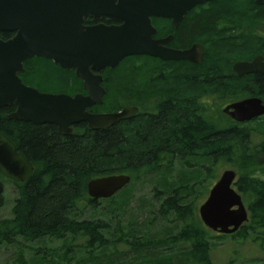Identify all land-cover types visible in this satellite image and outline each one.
<instances>
[{"label": "trees", "instance_id": "trees-1", "mask_svg": "<svg viewBox=\"0 0 264 264\" xmlns=\"http://www.w3.org/2000/svg\"><path fill=\"white\" fill-rule=\"evenodd\" d=\"M199 12L183 21L173 43L178 48L204 44L202 65L144 59L136 66L124 60L102 72L103 104L89 109L116 113L136 105L131 98L145 96L156 101L158 115L106 131L83 123L76 136L63 137L52 125L9 120L6 113L15 106L0 110V133L36 168L23 183L9 181L17 195L10 217L0 219V247L23 252L25 246L33 264H216L217 244L225 242L234 246L227 264L245 244L257 255L247 262L264 264V180L256 176L264 171V128L213 111L252 97L264 102V75L239 78L230 71L236 62L264 56V18H256L264 7L235 0ZM237 12L245 28L240 38L225 19ZM162 28L171 30L169 24ZM14 35L0 33V38ZM24 67V84L41 92H84L74 72L49 60L32 59ZM144 106L141 111H147ZM227 168L238 174L235 189L249 213L232 235L209 231L198 215ZM117 175L130 176L131 183L114 197L88 195L89 182ZM6 180L0 172V181ZM146 182L153 186L150 201L135 195V186ZM134 200L150 213L145 223L131 214Z\"/></svg>", "mask_w": 264, "mask_h": 264}, {"label": "water", "instance_id": "water-1", "mask_svg": "<svg viewBox=\"0 0 264 264\" xmlns=\"http://www.w3.org/2000/svg\"><path fill=\"white\" fill-rule=\"evenodd\" d=\"M210 1L213 0H0V33L15 34L7 41L0 38V110L15 106L10 120L54 125L63 136H73L74 126L83 123L90 130L106 131L128 120L137 108L117 113L89 112L102 105L106 95L102 72L117 68L130 56L202 64V45L178 51L164 46L170 37L154 40L156 30L151 18L172 19L177 26L186 13ZM257 4L264 5V0H257ZM102 16L123 24L84 25L85 18ZM39 58L74 72L86 94L44 93L24 84L20 77L25 73L24 63ZM233 73L240 77L264 74V58L236 63ZM223 113L235 122L249 123L264 116V105L260 99L250 98L227 106ZM0 172L15 183L25 182L34 173L33 164L3 133ZM237 178L236 171H223L199 206V219L209 231L232 235L248 222L247 207L235 189ZM130 183L128 175L95 179L88 184V195L95 200L110 199ZM3 194L4 185L0 182V206Z\"/></svg>", "mask_w": 264, "mask_h": 264}, {"label": "flooded vegetation", "instance_id": "flooded-vegetation-1", "mask_svg": "<svg viewBox=\"0 0 264 264\" xmlns=\"http://www.w3.org/2000/svg\"><path fill=\"white\" fill-rule=\"evenodd\" d=\"M227 1H235V0H213V1H210V2H206V3H203V4H200L196 7H194L192 10H190L188 13H186L184 15V18L178 23V25L176 26L173 22L172 19H168V18H154L152 17L151 18V24L153 26V28L156 30V33L153 35V39L154 40H164V39H167L168 37H170L171 39L169 40V42H167L166 44H164V46L166 48H169V49H173V50H178V51H185V50H189L192 46L196 45V44H200L204 47L205 49V54H204V62H205V57H206V47L204 46V44L202 43H198V42H194L192 43L191 45L189 46H186V47H183V48H178L174 45L173 41L174 39L176 38V31L180 28V26L182 25L183 21L185 19H187L190 15H194V14H200L199 10H208V6L214 4L215 2H227ZM240 1V0H238ZM251 2H253L256 6H259V7H264V5H261V4H257V0H250ZM256 18H264V15L260 16V14L258 15V17L256 16ZM226 20H231L229 22V28L231 30V32L233 34H235V36H238L240 38V31H243L245 30L244 28V23H243V20L240 18V12H237L236 14H227L226 17H225ZM100 24H103V25H106V26H121L123 24V22L115 19V18H112V17H107V16H102L101 18H92V17H88V18H85V21H84V25L86 26H96V25H100ZM163 24H169L171 26V30L168 31V32H165L164 29L162 28V25ZM261 56V55H260ZM258 57V56H257ZM262 57L264 58V56L262 55ZM256 58V57H255ZM255 58H253L252 60H249L250 61H253ZM144 59H150V60H156V61H160V62H173V63H190V64H195V63H192L190 61H164V60H161L159 58H155V57H151V56H130L128 58H126L125 60H127L128 62H134L136 64V66L138 65V63L140 62L139 60H144ZM52 62V61H51ZM203 62V63H204ZM53 63V62H52ZM202 63V64H203ZM236 63H240L239 62H236ZM234 63L232 66H231V72L233 73V66L236 64ZM54 64V63H53ZM200 64V65H202ZM55 65V64H54ZM195 65H198V64H195ZM234 75V73H233ZM255 75V74H254ZM257 75H264V74H257ZM236 76V75H235ZM240 78V76H237ZM81 82V81H80ZM82 83V82H81ZM103 85V84H102ZM82 87H83V84H82ZM104 87V86H103ZM105 89V88H104ZM84 91V90H83ZM44 93H49V92H44ZM52 94H60V93H52ZM77 94H80V93H77ZM82 94H86L85 92H82ZM76 95V94H75ZM145 97V96H144ZM144 97H140L138 96L137 98H131L132 102H136V105H134V103L132 105H130L129 107L127 108H137L138 111L132 115L128 120H126L127 122H131V121H134L136 119H139L141 117H146V116H154V115H158V111H154V102H156L155 100H151L152 98H144ZM252 98H258V97H252ZM250 99V98H249ZM260 99V98H258ZM246 100V99H244ZM261 100V99H260ZM242 101V100H241ZM262 101V100H261ZM237 102H240L237 101ZM237 102H234V103H237ZM234 103H230V104H227V105H224L222 108H220L219 110H213V111H224V109L231 105V104H234ZM139 105L141 106H144V105H148L147 107V111H141ZM262 105H264V102L262 101ZM145 107V106H144ZM146 108V107H145ZM15 111H10L8 113H6V117L8 118L12 113H14ZM90 113H93V114H103V113H109V112H99V113H94L92 111H89ZM120 112V111H119ZM117 113V112H116ZM0 115H1V112H0ZM226 115V114H225ZM227 116V115H226ZM229 117V116H227ZM1 118V117H0ZM230 118V117H229ZM262 118V117H260ZM260 118H257L256 120H254L253 122L257 121L258 119ZM9 119V118H8ZM10 120V119H9ZM234 121V120H233ZM242 124H245V123H242ZM45 125H50V124H45ZM35 126H43V125H35ZM54 126V125H52ZM78 126V125H76ZM76 126H74V128L76 129ZM56 127V126H55ZM57 129V132L59 133L58 131V128L56 127ZM77 134V130H76V133L73 135V136H69V137H74L76 136ZM59 135H61L59 133ZM63 136V135H61ZM63 137H67V136H63ZM17 147V146H16ZM18 150V148H17ZM19 152V151H18ZM20 153V152H19ZM22 154V153H21ZM33 164V163H32ZM34 166V165H33ZM35 166H34V173H35ZM33 173V174H34ZM7 182H9L10 180H6ZM12 182V181H11ZM5 190V188H4Z\"/></svg>", "mask_w": 264, "mask_h": 264}, {"label": "rangeland", "instance_id": "rangeland-1", "mask_svg": "<svg viewBox=\"0 0 264 264\" xmlns=\"http://www.w3.org/2000/svg\"><path fill=\"white\" fill-rule=\"evenodd\" d=\"M264 117L258 119L257 121L253 122V126H262L264 128ZM225 170H233L230 168L223 169L218 177L221 176L222 172ZM235 171V170H234ZM237 173V172H236ZM259 179L264 180V171L259 172L256 175ZM4 205L0 207V219L2 218H7L10 217L11 212H10V207H11V202L17 195V189L11 182L5 181L4 183ZM152 188L153 186L150 183H145L142 185H136L135 186V195L137 198L139 197H145L147 200H151L152 197ZM207 199V198H206ZM131 214L136 216L138 218L139 222L145 223L144 220L148 219L150 216V213H148V210L144 209H138V202L137 200H134L133 203L131 204L130 207ZM144 210V211H143ZM234 246L232 243H218L217 248L213 254V259L216 264H227L231 259V252L233 251L232 249ZM240 250L238 251V259L233 262V264H243V262L250 264L249 259H252L253 256L255 255V250L251 245L245 244L240 246ZM24 246L23 252H21L20 249H16L15 247H0V264H33L30 261V250ZM20 256H22L20 258Z\"/></svg>", "mask_w": 264, "mask_h": 264}]
</instances>
